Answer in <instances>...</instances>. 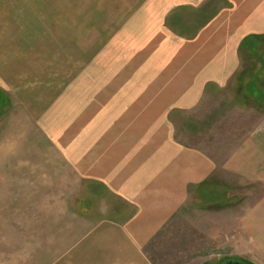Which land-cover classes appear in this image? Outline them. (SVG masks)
Instances as JSON below:
<instances>
[{
  "label": "crops",
  "instance_id": "crops-1",
  "mask_svg": "<svg viewBox=\"0 0 264 264\" xmlns=\"http://www.w3.org/2000/svg\"><path fill=\"white\" fill-rule=\"evenodd\" d=\"M207 1L0 0V166L54 199L99 184L130 207L61 220V264H202L198 188L216 170L264 186V122L219 167L174 136V114L236 75L242 40L264 39V0ZM240 221L264 264V190Z\"/></svg>",
  "mask_w": 264,
  "mask_h": 264
},
{
  "label": "rangeland",
  "instance_id": "rangeland-1",
  "mask_svg": "<svg viewBox=\"0 0 264 264\" xmlns=\"http://www.w3.org/2000/svg\"><path fill=\"white\" fill-rule=\"evenodd\" d=\"M209 3L215 10L226 0H212L204 4ZM190 12L183 10L181 14L192 28L201 17L199 10L197 16L196 12H192L193 15ZM184 34H188V31ZM246 61L245 54L240 52L238 71L228 85L204 93L190 111L174 114L175 138L204 151L217 167L222 165L249 131L264 122V115L250 102L243 100V92L238 90L237 76ZM69 71L76 76L75 66H70ZM72 82L69 80L67 87H71ZM57 83L59 85V82H54V85ZM1 102L5 103L4 98H1ZM0 145L2 158L10 150L6 149L7 145ZM13 173L0 166V264H61V258L57 256L60 232L67 226L62 225L61 220L71 221L75 216L90 215L119 218L131 213L129 206L118 199L114 201V196L99 184L90 187V191L83 187L76 195L68 194L70 203H67L64 201L67 194L54 193L53 196H57L54 199L52 194L37 191L36 187L23 182L24 178L13 176ZM212 179V183H207L210 192L203 195L207 197L203 199L206 202L205 210L199 208L202 207L201 202H196L199 208L197 224L203 227L207 237L204 249H198L207 253L202 264H211L223 256L242 258L257 264L255 261L259 259L255 247L240 220L243 214L251 210L264 186L223 170H216ZM209 225H212L211 229Z\"/></svg>",
  "mask_w": 264,
  "mask_h": 264
},
{
  "label": "trees",
  "instance_id": "trees-1",
  "mask_svg": "<svg viewBox=\"0 0 264 264\" xmlns=\"http://www.w3.org/2000/svg\"><path fill=\"white\" fill-rule=\"evenodd\" d=\"M240 52L245 54L247 61L237 76L238 90L243 92V100L264 114V39L255 35L245 37L240 44ZM207 185L200 186L198 193L209 191Z\"/></svg>",
  "mask_w": 264,
  "mask_h": 264
},
{
  "label": "flooded vegetation",
  "instance_id": "flooded-vegetation-1",
  "mask_svg": "<svg viewBox=\"0 0 264 264\" xmlns=\"http://www.w3.org/2000/svg\"><path fill=\"white\" fill-rule=\"evenodd\" d=\"M211 264H253V263L242 258L223 256L217 258L215 261L211 262Z\"/></svg>",
  "mask_w": 264,
  "mask_h": 264
}]
</instances>
